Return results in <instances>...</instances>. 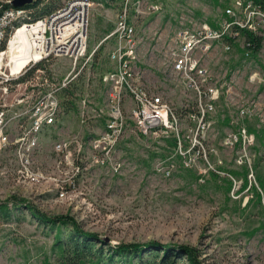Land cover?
Instances as JSON below:
<instances>
[{
  "label": "rangeland",
  "instance_id": "rangeland-1",
  "mask_svg": "<svg viewBox=\"0 0 264 264\" xmlns=\"http://www.w3.org/2000/svg\"><path fill=\"white\" fill-rule=\"evenodd\" d=\"M90 1L88 49L111 31L124 2ZM145 1L157 3L159 8L135 15L130 7L139 40L138 64L146 85L153 91L163 92L164 99L173 108L181 149L174 129L162 135H142L130 122L115 148V159L122 162L120 170L113 172L105 163L83 158L78 163L79 173L72 176L74 188H67L62 196L54 190L48 191L47 182L17 181L12 145L0 150V203L7 202L9 206L8 215H0V264H62L54 243L58 234L65 239L70 233L69 225L57 230L39 222L23 204L12 206L13 200H23L48 216L67 214L84 231L97 233L107 244H101L103 260L96 264H110L106 256L114 245L148 242L175 249L193 247L201 264H264V202L258 204L252 191L260 187L256 176L264 178V98H257L258 92L264 93V86L253 87L247 82L249 71L264 65V46L248 59L242 54L240 40L229 49L224 48L228 42L223 39L199 51L200 62L205 67L213 74L228 70L234 76V83L230 102L219 101L215 113L207 117L213 123L204 140L215 144L218 155L207 150L197 153L190 150L191 142L198 136L196 119L190 115L196 112L198 99L192 91H182L170 78L167 51L175 46L180 29L189 28L192 23L207 22L212 26L227 19L223 10L228 0ZM62 2L43 0L39 6L47 4L55 8ZM261 26L264 28L263 23ZM111 43V39L101 43L92 61L60 92L62 122L43 133L35 153V166L46 173H55L52 165L59 155L53 149V142L58 137L68 133L86 137L102 129L99 121L80 122L78 99L80 94L103 89L98 76L113 66L107 59ZM39 67L53 71L55 81H60L69 70V59L51 56L39 63ZM262 71L264 73V69ZM40 73L33 67L28 69L21 78L26 83L14 89L7 96V102L12 101L15 94L33 98ZM252 99L257 104L252 106V114L241 122L254 133V144L250 148L253 177L246 172L248 182L243 186L242 174L247 167L234 161L237 145L227 149L221 141L226 133L236 132L231 115L235 116L239 107ZM204 154L213 166L206 171L201 159ZM231 171L238 174L232 175ZM228 180L231 181L229 187ZM99 244L94 242L95 247ZM149 249L140 253L143 257L132 258L130 264H158L163 250H152L159 253L153 260L146 254ZM182 253L170 256L171 264H188ZM121 261L116 258L112 264H121Z\"/></svg>",
  "mask_w": 264,
  "mask_h": 264
},
{
  "label": "built area",
  "instance_id": "built-area-1",
  "mask_svg": "<svg viewBox=\"0 0 264 264\" xmlns=\"http://www.w3.org/2000/svg\"><path fill=\"white\" fill-rule=\"evenodd\" d=\"M33 1L22 6H14L12 0L0 1V54L6 51L9 39L18 28L39 26L36 32L40 42L37 59L28 61L17 73L10 72L8 61L0 64V150L12 145L17 181L30 184L47 182L48 191L54 190L62 196L67 188H74L72 176L79 173L78 163L83 158L90 157L96 163L107 164L113 172L119 171L122 162L115 159V148L130 122L142 135H162L174 129L180 150L181 139L173 108L164 99L163 92L153 91L144 81L138 64L139 40L130 16L131 6L134 14L140 15L154 12L159 8L158 4L124 0L111 31L88 49L90 0H63L59 6L38 17L31 16L32 8L28 5ZM262 9L253 0H228L223 10L227 19L212 26L207 22L192 23L189 28L178 31L175 46L169 47L166 67L170 78L182 91L190 90L198 99L196 112L190 115L196 119L195 134L198 136L191 142L190 150L197 153L207 150L218 155L215 144H207L204 140L213 123L207 117L215 113L219 101L230 102L234 83V76L228 70L213 74L205 67L200 62L199 51L207 50L211 42L223 39L228 42L224 48L229 49L240 40L242 54L248 59L253 53L252 44L246 40L244 31L262 38L258 51L264 46ZM109 39L112 43L107 59L113 66L98 76L103 89L80 94L78 99L80 122L99 121L102 129L86 137L79 133L58 137L53 142V149L59 155L52 165L55 173H46L35 166V153L43 133L55 129L62 122L60 92L78 77L83 66L92 61L98 46ZM51 56L69 59V70L60 81H55L53 71L39 67V63ZM263 66L249 71L247 82L250 86H264ZM32 67L42 73L36 83V92L34 87L31 88L34 97L15 94L12 101L7 102V96L26 83L21 78ZM260 96L264 98V93L258 92L257 98ZM256 104L252 99L239 107L235 116L231 115L230 121L236 126V132L226 133L221 141L227 149L237 145L234 161L245 165L250 177H253L250 148L254 144V133L248 131L241 121L252 114V106ZM198 158V155L194 157V161L197 162ZM201 159L205 166L203 171L213 168L205 154Z\"/></svg>",
  "mask_w": 264,
  "mask_h": 264
},
{
  "label": "trees",
  "instance_id": "trees-1",
  "mask_svg": "<svg viewBox=\"0 0 264 264\" xmlns=\"http://www.w3.org/2000/svg\"><path fill=\"white\" fill-rule=\"evenodd\" d=\"M43 0H34L30 6L32 8L31 16L35 17L42 15L51 9L47 4L39 6L40 2ZM256 3H259L264 8V0H253ZM246 40L252 44V54H254L260 44L261 37L252 34L251 32L244 31ZM248 130H253L248 127ZM245 169V168H244ZM247 170L243 171V180L244 185L248 182L246 177ZM232 175L238 174L236 171H231ZM258 182L259 190L253 188L254 196L256 202L260 205L264 202V178L259 175L256 176ZM231 181L228 180V187L230 186ZM20 204H23L26 209L29 210L30 214L36 217L39 222L48 223L51 227H55L57 230L61 226L69 225L70 233L65 239H61L60 235L56 236V241L54 246L57 249L58 256L61 259L62 264H96L103 260V250L101 244H107L105 240H102L97 233L84 231L79 227L78 222L71 216L67 214H58L54 216H48L45 213L39 211L36 207L26 202L13 200L12 206L17 207ZM9 213V206L7 202L0 203V215L7 216ZM99 242V246L95 247L94 242ZM111 248V252L107 254L106 258H109L110 264L116 258H120L121 264H130V261L134 257H143L144 255L140 254L146 248H150L146 253L151 255L153 260L158 257L157 252L152 250H163V255L160 258L158 264H171L173 261L170 260V256L182 253L186 256L188 264H201L200 260L197 259V252L193 247L181 246L180 248L175 249V247L160 245L157 242H148L145 244L140 243H120L114 245ZM151 264V263H150Z\"/></svg>",
  "mask_w": 264,
  "mask_h": 264
},
{
  "label": "bare ground",
  "instance_id": "bare-ground-1",
  "mask_svg": "<svg viewBox=\"0 0 264 264\" xmlns=\"http://www.w3.org/2000/svg\"><path fill=\"white\" fill-rule=\"evenodd\" d=\"M38 28V25L22 26L9 39L6 51L0 54V64L8 61L11 73L19 72L28 61L38 58Z\"/></svg>",
  "mask_w": 264,
  "mask_h": 264
},
{
  "label": "water",
  "instance_id": "water-1",
  "mask_svg": "<svg viewBox=\"0 0 264 264\" xmlns=\"http://www.w3.org/2000/svg\"><path fill=\"white\" fill-rule=\"evenodd\" d=\"M31 1L32 0H12V4L14 6H22V5L30 3Z\"/></svg>",
  "mask_w": 264,
  "mask_h": 264
}]
</instances>
